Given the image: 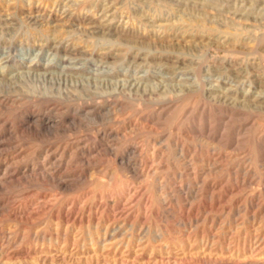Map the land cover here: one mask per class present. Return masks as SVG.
Segmentation results:
<instances>
[{"label":"rangeland","instance_id":"obj_1","mask_svg":"<svg viewBox=\"0 0 264 264\" xmlns=\"http://www.w3.org/2000/svg\"><path fill=\"white\" fill-rule=\"evenodd\" d=\"M0 78V264H264V0H0Z\"/></svg>","mask_w":264,"mask_h":264},{"label":"bare ground","instance_id":"obj_2","mask_svg":"<svg viewBox=\"0 0 264 264\" xmlns=\"http://www.w3.org/2000/svg\"><path fill=\"white\" fill-rule=\"evenodd\" d=\"M57 46V45H56ZM59 47V46H58ZM57 47V48H58ZM69 50V49H68ZM2 75V74H1ZM4 75V74H3ZM5 76V75H4ZM1 79V78H0ZM5 79V78H4ZM3 79V80H4ZM6 80H8V79H6ZM11 80V79H10ZM2 81V80H1ZM5 81V80H4ZM138 88V87H137ZM145 89H143V91H144ZM147 91H149V90H147ZM153 90H151V92H152ZM150 92V93H151ZM120 93H125L124 95H128V98L129 99H131V100H133V101H141V102H145L146 103V101H151L152 99H154V95L155 94H157V92L155 93V92H152L151 94H150V96L151 97H149V94H146L147 92H146V90L144 91V92H141V89H135V90H130V93H126V92H120ZM149 93V92H148ZM155 93V94H154ZM161 95H163V93H160ZM57 97V96H56ZM109 97H111V96H108L107 97V99L109 98ZM58 98V97H57ZM65 100H69V99H73V97H66V98H64ZM140 99V100H139ZM91 103V102H90ZM151 103V102H150ZM90 105V104H89ZM96 107V106H95ZM90 109V108H89ZM99 109H98V107H97V109L95 110V111H98ZM106 110V109H105ZM95 111H93V112H95ZM101 112V111H100ZM113 112H114V110H113ZM105 114V113H104ZM111 114H112V112H111V110H110V108H109V110H107L106 111V116H111ZM97 115V114H96ZM78 139V138H77Z\"/></svg>","mask_w":264,"mask_h":264}]
</instances>
